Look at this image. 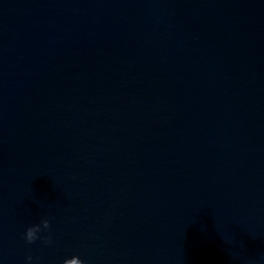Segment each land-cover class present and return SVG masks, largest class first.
I'll return each instance as SVG.
<instances>
[{"label":"water","instance_id":"obj_1","mask_svg":"<svg viewBox=\"0 0 264 264\" xmlns=\"http://www.w3.org/2000/svg\"><path fill=\"white\" fill-rule=\"evenodd\" d=\"M29 255L264 264V0H0V264Z\"/></svg>","mask_w":264,"mask_h":264},{"label":"clouds","instance_id":"obj_2","mask_svg":"<svg viewBox=\"0 0 264 264\" xmlns=\"http://www.w3.org/2000/svg\"><path fill=\"white\" fill-rule=\"evenodd\" d=\"M49 229V223L47 220L41 221L39 224L31 225L25 228L22 239L26 244H33L36 241H40L41 243L48 245L51 243V238L48 235H44L43 233ZM77 259V264H83V262ZM25 264H34L33 257L31 255L25 257Z\"/></svg>","mask_w":264,"mask_h":264}]
</instances>
